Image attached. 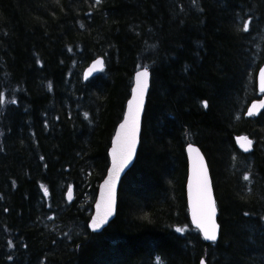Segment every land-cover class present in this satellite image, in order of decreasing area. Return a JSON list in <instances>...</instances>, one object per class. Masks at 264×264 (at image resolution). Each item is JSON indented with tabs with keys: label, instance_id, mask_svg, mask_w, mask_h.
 I'll return each mask as SVG.
<instances>
[{
	"label": "trees",
	"instance_id": "1",
	"mask_svg": "<svg viewBox=\"0 0 264 264\" xmlns=\"http://www.w3.org/2000/svg\"><path fill=\"white\" fill-rule=\"evenodd\" d=\"M245 38L257 65L237 75ZM263 44L264 0H0V264H264V112L244 118ZM97 57L104 70L82 80ZM144 67L138 153L115 218L92 234L110 140ZM187 143L212 175L214 244L188 218Z\"/></svg>",
	"mask_w": 264,
	"mask_h": 264
},
{
	"label": "water",
	"instance_id": "2",
	"mask_svg": "<svg viewBox=\"0 0 264 264\" xmlns=\"http://www.w3.org/2000/svg\"><path fill=\"white\" fill-rule=\"evenodd\" d=\"M100 60H102L101 58H98ZM97 60V59H96ZM94 60L88 67L84 68L83 70V80L87 81L93 77H95L96 75H98L101 70H94L93 69V65L94 62L96 61ZM103 61V60H102ZM104 63V62H103ZM104 66V64H103ZM97 68H99V66H97ZM91 71V74L86 77V73H89V71ZM147 71L148 72V77H147V87L145 89L144 92V100H143V106L141 108L140 111V115H139V129L137 132V138H136V146H135V151L132 155V159L122 168V170L119 173V176L115 179V187H114V199L111 205V215H108L106 217V220L103 224H101V226L99 228H93L92 224L93 221L95 219H97L98 217H104L108 211V201H107V189L105 187V182L109 180L110 178V174L112 172V168H113V155H112V150L114 147H116L118 149V156H119V145L117 143V134L121 132V128L120 125L122 123H124V119L128 113V104L129 101L132 100L133 98V90L136 88L137 86V74L139 72L142 71ZM262 70H264V63L262 64V66L258 69L257 73H256V90L258 92V94L260 95L259 98L254 99L253 101H251L247 107L245 108L244 111V117L249 119V118H253V117H257L258 115H260L263 111H264V92H262L260 90L261 88V72ZM150 71L147 68H142L141 70H138L137 72H135L134 76H133V84L131 87V92H130V96L129 99L126 101L125 104V111L122 117L121 122H119L115 128V131L111 137L110 140V146L108 148L107 151V155H108V166L105 172V175L103 177V179L98 183L97 185V192H96V197L92 206V213L91 216L89 218L87 227L88 230L92 233V234H99L101 233L105 228H107V226L110 224L111 221H113V219L115 218L116 215V210H117V199H118V190L121 184L122 179L125 177V175L127 174V172L132 168L137 153H138V149H139V145H140V139H141V132H142V122H143V116H144V110H145V106L147 103V98H148V92H149V88H150ZM253 105H255V108H253ZM253 111L252 115H248L249 110ZM123 139V136H122ZM248 140L247 138H236L235 142L237 144V147L242 151V152H250L251 151V144H248ZM194 149L195 151L190 152L189 148ZM185 151V156H186V162H187V171H186V183H185V195H186V204H187V211H188V218L189 221L191 223L192 228L196 229L201 238L203 239V241L207 244H214L218 241L219 238V233H220V226L218 224V209H217V205L215 202V197H214V191H213V186H212V181H211V174H210V170L208 167V163L207 160L205 158V155L203 154V152L201 151V149L192 143H187L185 145L184 148ZM201 158H202V164L203 166L206 168L207 170V176H208V180H209V184H210V188H211V196L212 199L215 203V223L218 226L217 227V239L216 241H210L204 238V233L202 231V229L200 227H197V223L195 222V220L193 219V197L195 195V190H196V186H195V182H194V166L196 168L199 167V165L201 164ZM69 192H71V195L69 196ZM67 200L68 202H72L73 200V193L72 190L69 189L67 191ZM201 261L204 262V264L206 263V259L202 258L199 262V264H201Z\"/></svg>",
	"mask_w": 264,
	"mask_h": 264
},
{
	"label": "snow or ice",
	"instance_id": "3",
	"mask_svg": "<svg viewBox=\"0 0 264 264\" xmlns=\"http://www.w3.org/2000/svg\"><path fill=\"white\" fill-rule=\"evenodd\" d=\"M99 0H97V3ZM243 30H248V24L243 25ZM99 66V68H97ZM94 70L103 69V61L97 59L93 65ZM86 73V77L91 74ZM147 77L148 72L142 71L137 74V86L133 90V98L128 104V113L124 119V123L120 125L121 132L117 134V143L119 145V156L118 149L116 147L112 150L113 155V168L110 174V178L105 182V187L107 189V201H108V211L104 217H98L93 221V228H99L103 224L108 215H111V205L114 199V187L115 179L119 176L122 168L132 159V155L135 151L137 132L139 129V115L141 108L143 106L144 92L147 87ZM260 90L264 92V70L261 72V88ZM4 100L2 94H0V104H3ZM205 107L207 103L205 102ZM255 108V105H253ZM253 111L250 109L248 115H252ZM123 136V139H122ZM251 144V141H248ZM189 151H195L191 147ZM248 179V177H245ZM194 182L196 186L195 195L193 197V219L197 223V227H200L204 233V238L210 241H216L217 239V225L215 223V203L211 196V188L207 176V170L202 164L198 168L194 166ZM43 187V186H42ZM45 194H47V189H44ZM71 192H69V196ZM177 231H182V229H177ZM201 264H204L201 261Z\"/></svg>",
	"mask_w": 264,
	"mask_h": 264
},
{
	"label": "rangeland",
	"instance_id": "4",
	"mask_svg": "<svg viewBox=\"0 0 264 264\" xmlns=\"http://www.w3.org/2000/svg\"><path fill=\"white\" fill-rule=\"evenodd\" d=\"M260 27H261V25L259 23H257L256 29H260ZM251 43H252V41L250 39L245 38L243 40V45L239 46L238 43H236V45H235L236 50L234 51L233 57L236 60V62H235L233 70L235 71V73H237V75L240 74L243 64H244V69L250 68V71H253L254 68H256V65H257L256 61H254L253 65H251L252 50L249 49ZM242 49H243V52H241ZM261 51H262V55L264 56V44L261 48ZM237 104L239 107L242 106V103L240 101H237ZM241 157L243 158V156H241ZM241 157H239V155H237L239 165H241V162H240ZM242 178L243 177L241 176L238 181H241ZM212 180L213 179L211 177V181ZM212 186H213V181H212ZM214 197H215V195H214ZM215 202H216V199H215Z\"/></svg>",
	"mask_w": 264,
	"mask_h": 264
}]
</instances>
